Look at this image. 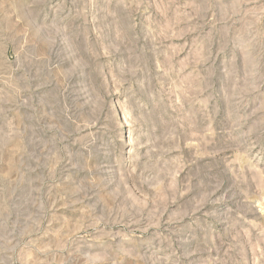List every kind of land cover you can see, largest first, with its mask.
<instances>
[{
    "label": "rangeland",
    "instance_id": "obj_1",
    "mask_svg": "<svg viewBox=\"0 0 264 264\" xmlns=\"http://www.w3.org/2000/svg\"><path fill=\"white\" fill-rule=\"evenodd\" d=\"M0 264H264V0H0Z\"/></svg>",
    "mask_w": 264,
    "mask_h": 264
}]
</instances>
